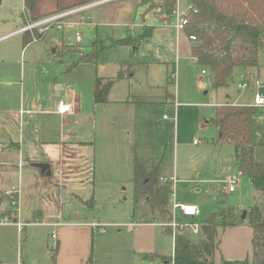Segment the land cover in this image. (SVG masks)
Returning a JSON list of instances; mask_svg holds the SVG:
<instances>
[{"label":"rangeland","instance_id":"rangeland-1","mask_svg":"<svg viewBox=\"0 0 264 264\" xmlns=\"http://www.w3.org/2000/svg\"><path fill=\"white\" fill-rule=\"evenodd\" d=\"M149 2L155 7L161 0ZM150 8L144 0H107L62 20V30L52 28L41 36L35 31L36 40L30 38L32 34L17 33L0 41V50L9 51L5 67L0 59V70L10 68L11 79L16 82L7 84L0 79V139L2 132L17 139L35 127L31 126L30 97L35 85L46 86L49 80L57 79L50 59L54 50H58L55 60L69 67L64 74L71 83L69 91L80 94L89 110L94 104L91 96L96 78L102 83L112 81L111 94L130 96L135 102L160 100L165 104L159 107L160 114H132L130 136H116L118 142L112 147L118 146L120 151L108 162L95 156V149L97 155L104 146L99 145L95 132L88 131L93 139L88 149L90 172L86 168L88 174L95 175V184L90 187L96 188L95 194L78 189L79 183L75 188L68 186V192L49 188L52 176L40 174L29 164L23 165L20 179L16 166L3 172L0 165V264H166L152 256L163 255L167 260L173 254L171 229L166 232L161 227L147 203L132 201L130 165L135 157L142 165H158V175L174 176L171 185L176 203L196 205L199 214L184 220L177 212V224L185 221L202 226L214 213L233 211L234 225L216 227L214 262L251 260L252 230L244 217L251 207L264 213V192L239 173L233 145L214 143L216 130L207 122L217 106L253 105L254 95L264 87V51L259 53L257 68H237L225 87L213 88L207 75L201 73L203 68L193 62L188 35L176 31L174 18L165 24L157 9ZM179 8L181 12L187 10L184 0H179ZM145 26L153 28L148 37L141 36ZM157 30L166 33L158 34ZM25 38L32 41L22 50ZM125 38L133 39V43H118ZM242 77L248 83L246 88L238 87ZM251 120L255 159L264 168V107ZM99 126V122L95 124V128ZM174 148L178 150L177 164ZM126 150L132 153V162L125 166L121 155ZM90 155L95 156L94 164ZM234 176H238L235 190L229 192L228 179ZM90 179L87 175L85 186ZM13 186L18 192L16 204L5 194ZM15 210L20 212V220L14 222ZM59 211L65 217L61 222L67 225L53 229L27 224L55 217ZM186 235L194 243L205 239L203 234L190 237V230Z\"/></svg>","mask_w":264,"mask_h":264},{"label":"trees","instance_id":"trees-1","mask_svg":"<svg viewBox=\"0 0 264 264\" xmlns=\"http://www.w3.org/2000/svg\"><path fill=\"white\" fill-rule=\"evenodd\" d=\"M178 1L161 0L154 7L149 0H144L149 8H156L162 16L168 18L172 17ZM184 1L187 4L185 16L188 22L183 31L188 36L195 37V41L190 45L193 61L206 71L213 88L225 87L237 68L258 67L259 53L264 51V0ZM152 31L151 26H145L141 36L148 37ZM25 41L24 45H27L31 39L25 38ZM118 43L132 44L133 39L125 38ZM111 83V80L102 83L100 78L95 79L93 92L95 104L107 101ZM260 109L262 108L253 105L223 104L214 108L213 118L208 124L216 130L214 143L233 145L239 171L248 177L257 190L264 192V168L255 159L251 130V119ZM157 169L158 165L144 166L137 160L134 161L132 201L134 204L144 201L150 206L154 218L159 219L162 224H167L171 220L169 208L172 188L159 184ZM244 218H248V225L252 230L251 260L246 257L244 260L214 262L213 254L218 246L215 241L216 227L235 223L233 211L223 209L209 216L203 223L201 234L205 238L204 241L194 243L185 234L173 237L175 262L264 264V213L258 207H251ZM161 227L166 232H171L168 226ZM152 258L167 262L170 256H167L166 260V256L154 254ZM88 262H91V257Z\"/></svg>","mask_w":264,"mask_h":264},{"label":"crops","instance_id":"crops-1","mask_svg":"<svg viewBox=\"0 0 264 264\" xmlns=\"http://www.w3.org/2000/svg\"><path fill=\"white\" fill-rule=\"evenodd\" d=\"M92 1L95 0H30L29 2L26 0H0V41L7 39L8 37L9 39L14 37L28 22H34L58 11H65L74 7L83 6ZM21 23H24V25H21ZM34 32L35 31L24 34L27 36L28 34H32L31 36L29 35L32 39V36L35 35ZM156 33H158V30ZM28 44L23 45L22 50L25 49ZM57 52L58 50H54L52 54L53 57L50 58L52 63H54L52 66L54 68L53 77L57 79L52 81L49 80L46 86L44 84L35 85L33 95L30 97L31 109H29V111L33 115L31 126L35 125V127H33V130L30 127L29 130L22 132L17 139L10 134L6 135L2 132V138L0 139V165L3 166V172H8V170L13 169V167L16 166V175L17 178L20 179L22 178L21 170L23 169L24 164H29V167L32 169H35L33 164H47L50 170L49 176H52L49 180L46 179L48 180L49 184L47 185L49 188H57L59 192H68L70 191L68 190L69 187L75 188L79 183L80 185L77 187L78 189H85L88 195L92 193L95 194L96 188L92 187L90 189L91 184H95V175L88 174V168L90 172V157L88 155L90 152L88 149H90V144L93 142V139L88 137V131L95 132L96 140H99V145L104 146L103 150L99 151L97 155L95 149V156L99 161L102 160L108 162V158L113 153L117 154L120 151L118 146H116V148L112 147L114 141L118 142L116 136H130V126L132 125L133 127V124L130 123V117L132 114H160L159 107H164L165 104H161L162 102L160 100L135 102L130 96L111 94L112 91L109 90L107 101L100 104L94 103L91 110H89L88 105L83 101L80 94L77 92L75 93L74 89L69 91L71 83L66 80L64 75L69 70V67L61 61L55 60L54 56ZM8 54V50H0V59L3 63L2 67L6 66L5 56ZM10 72V68L0 70V79L7 84L16 83L14 82V79H11ZM58 74H60V76H58ZM62 76L64 79H62ZM94 83L92 88V99ZM19 97V104L22 105L23 94L21 84ZM59 102L69 104L71 106L70 110L65 113H60L57 109ZM149 107H152V110H150ZM87 114L93 115L88 116ZM107 118H109V121H107ZM82 122H85L84 126H88L86 130L82 125ZM98 122L100 123V126L95 128V124H98ZM106 123H109L111 126L108 128L101 126V124ZM142 132L143 129L140 133ZM2 140L5 141L2 142ZM128 150H126L124 156L121 155L122 161H125V166L128 162H132V153L129 155ZM176 150L177 148H174L173 160L177 164L178 150ZM90 156H92L94 164L96 162L95 156ZM132 166L131 163L130 170L132 168L133 180ZM20 167L22 168L20 169ZM36 169H38L39 172L41 171L39 168ZM40 174L43 175L41 172ZM86 174L91 178L90 180H92V182H90V180L88 181V186H85V183L87 182ZM103 175L106 178L105 174L100 176ZM158 178L160 185H166L172 188L171 180L174 176L162 173L161 175H158ZM161 178L168 180L169 183H163ZM13 188L14 186L12 189L6 190L5 194L8 196L11 192L18 200V192H15V189L13 190ZM77 199L80 202H84L80 196H77ZM90 199H92V197L88 200ZM59 206H62L61 201L59 202ZM16 210V218L17 220H20V212H17ZM60 212L61 211H59V214L55 215V217H42L47 218L43 221L50 223L54 220H58L60 224L57 227L62 224L67 225V222H61V219L65 217L64 213ZM34 222L27 224H32ZM16 223L20 222L17 221ZM91 224L93 226L96 225L95 222ZM46 227H51L53 229L56 228L52 226Z\"/></svg>","mask_w":264,"mask_h":264},{"label":"built area","instance_id":"built-area-1","mask_svg":"<svg viewBox=\"0 0 264 264\" xmlns=\"http://www.w3.org/2000/svg\"><path fill=\"white\" fill-rule=\"evenodd\" d=\"M107 0H95L92 2H89L87 4H84L83 6H78L74 7L65 11H58L54 14H51L49 16L43 17L39 20H36L34 22H28L23 28H21L17 33H29L33 31H37L39 35H43L52 28H55L56 30H62V25L64 19L71 17L75 14H78L82 12L85 9L90 8L91 6H94L96 4H100L102 2H105ZM175 19L174 23V28L176 29L177 32H180L184 30L185 26L187 25V18L185 16V12H181L179 8V1L177 2V6L175 10L173 11L172 17ZM163 21L165 24L168 23V17L163 16ZM77 24V23H74ZM76 39L78 42H80V37L79 35L76 36ZM32 40H36L35 36H33ZM188 40L190 42L195 41V37L190 35L188 36ZM201 73L203 75H207L205 70H202ZM248 86V83L244 80V77H242V80L239 82L238 87L239 88H246ZM253 106L255 107H264V95L256 93L253 97ZM71 106L69 104H65L64 102H59L57 109L60 113H65L69 111ZM242 174L241 172H239ZM238 176H234L228 179V191L233 192L235 190V185L237 182ZM161 181L163 183H169L168 180L162 179ZM172 182V180H171ZM8 196L12 199L13 203L16 204L17 200L16 197L14 196L13 193H9ZM170 208L172 210V219L167 223V224H162L161 226H168L171 231H172V236H176L177 234H185L187 233L188 230H190V237L196 238L201 235V227L202 226H197L196 224L193 223H187L185 221H182L181 223L177 224L175 222V216L176 213L179 212V215L182 219H191L193 217H196L199 214L198 209L195 206H190V205H184V204H179L174 201L173 197V191L170 196ZM60 223L58 220H54L50 223H47L45 221H40L36 220L32 225H43V226H52V227H57ZM17 226L20 227L21 224L17 223ZM52 238H55V231L52 232ZM166 264H177L174 260L173 254L170 256L169 260L165 262Z\"/></svg>","mask_w":264,"mask_h":264},{"label":"water","instance_id":"water-1","mask_svg":"<svg viewBox=\"0 0 264 264\" xmlns=\"http://www.w3.org/2000/svg\"><path fill=\"white\" fill-rule=\"evenodd\" d=\"M158 33H166V31H158ZM258 93L264 95V87L259 88ZM33 166L36 168H39L42 173L46 175H50L49 166L47 164L36 163V164H33Z\"/></svg>","mask_w":264,"mask_h":264}]
</instances>
